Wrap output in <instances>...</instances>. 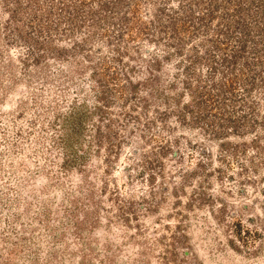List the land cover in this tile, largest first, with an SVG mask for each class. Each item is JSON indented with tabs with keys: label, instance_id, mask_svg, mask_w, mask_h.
Wrapping results in <instances>:
<instances>
[{
	"label": "rangeland",
	"instance_id": "rangeland-1",
	"mask_svg": "<svg viewBox=\"0 0 264 264\" xmlns=\"http://www.w3.org/2000/svg\"><path fill=\"white\" fill-rule=\"evenodd\" d=\"M0 264H264V0H0Z\"/></svg>",
	"mask_w": 264,
	"mask_h": 264
}]
</instances>
